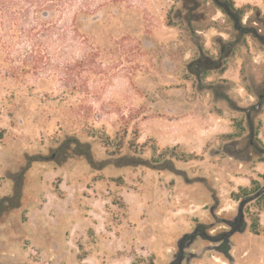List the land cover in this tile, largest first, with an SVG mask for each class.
<instances>
[{"label":"rangeland","instance_id":"1","mask_svg":"<svg viewBox=\"0 0 264 264\" xmlns=\"http://www.w3.org/2000/svg\"><path fill=\"white\" fill-rule=\"evenodd\" d=\"M53 2L0 45V264H264V0Z\"/></svg>","mask_w":264,"mask_h":264},{"label":"trees","instance_id":"2","mask_svg":"<svg viewBox=\"0 0 264 264\" xmlns=\"http://www.w3.org/2000/svg\"><path fill=\"white\" fill-rule=\"evenodd\" d=\"M54 2L53 0H0V45L6 46L4 42H47L53 34V28L48 26L49 23L44 18L48 17V13L55 8ZM16 63V66L9 70L11 77L23 76L39 69L38 62L33 60H17ZM99 139L105 147L110 145L107 135ZM131 147L138 151V148L144 149L146 146L132 144ZM175 157L185 161L197 158L195 155L186 156L181 153ZM234 197L237 201H241L243 210L248 203L255 201L259 211H264V187L256 180H252L250 187L241 188ZM246 211L252 221L251 232L256 235L261 234L263 229L260 224V214L248 208Z\"/></svg>","mask_w":264,"mask_h":264}]
</instances>
